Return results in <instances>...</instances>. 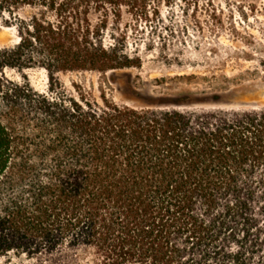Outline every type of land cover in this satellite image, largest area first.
<instances>
[{
  "label": "trees",
  "instance_id": "trees-1",
  "mask_svg": "<svg viewBox=\"0 0 264 264\" xmlns=\"http://www.w3.org/2000/svg\"><path fill=\"white\" fill-rule=\"evenodd\" d=\"M172 1L0 0V197L29 191L0 213V264H264V105L234 100L264 54L210 91H139L123 13ZM85 72L128 95L59 78Z\"/></svg>",
  "mask_w": 264,
  "mask_h": 264
},
{
  "label": "rangeland",
  "instance_id": "rangeland-1",
  "mask_svg": "<svg viewBox=\"0 0 264 264\" xmlns=\"http://www.w3.org/2000/svg\"><path fill=\"white\" fill-rule=\"evenodd\" d=\"M28 13L25 9L22 14ZM159 13L158 18L138 22L123 13L120 23L131 49L143 60L142 68L131 75L138 77L139 91L146 88L153 98L163 99L179 90L210 91L224 76L252 72L264 54V0H173L171 6L160 5ZM13 40L12 31L0 28V46ZM59 78L67 88L75 84L97 100L99 90L116 103L128 95L122 78L116 85L89 72ZM247 78L256 79H243L234 100L264 105V79ZM33 80L41 83L42 77L34 75ZM6 264L29 263L11 259ZM76 264L90 262L82 259Z\"/></svg>",
  "mask_w": 264,
  "mask_h": 264
},
{
  "label": "clouds",
  "instance_id": "clouds-1",
  "mask_svg": "<svg viewBox=\"0 0 264 264\" xmlns=\"http://www.w3.org/2000/svg\"><path fill=\"white\" fill-rule=\"evenodd\" d=\"M29 197L28 188L24 184H14L6 197H0V213H6L8 209L18 203H23Z\"/></svg>",
  "mask_w": 264,
  "mask_h": 264
}]
</instances>
